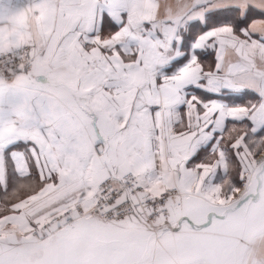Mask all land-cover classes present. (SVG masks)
I'll use <instances>...</instances> for the list:
<instances>
[{"label":"snow or ice","instance_id":"1","mask_svg":"<svg viewBox=\"0 0 264 264\" xmlns=\"http://www.w3.org/2000/svg\"><path fill=\"white\" fill-rule=\"evenodd\" d=\"M0 193V264H264V0H0Z\"/></svg>","mask_w":264,"mask_h":264},{"label":"crops","instance_id":"2","mask_svg":"<svg viewBox=\"0 0 264 264\" xmlns=\"http://www.w3.org/2000/svg\"><path fill=\"white\" fill-rule=\"evenodd\" d=\"M214 59V56H210V57H208V62H211L212 60ZM2 193H0V203H2L3 202V200H2Z\"/></svg>","mask_w":264,"mask_h":264}]
</instances>
